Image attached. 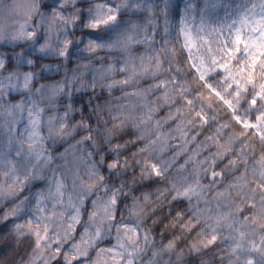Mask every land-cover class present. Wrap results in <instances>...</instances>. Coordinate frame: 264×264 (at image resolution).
Wrapping results in <instances>:
<instances>
[{"label":"clouds","instance_id":"9594fccd","mask_svg":"<svg viewBox=\"0 0 264 264\" xmlns=\"http://www.w3.org/2000/svg\"><path fill=\"white\" fill-rule=\"evenodd\" d=\"M0 264H264V0H0Z\"/></svg>","mask_w":264,"mask_h":264}]
</instances>
